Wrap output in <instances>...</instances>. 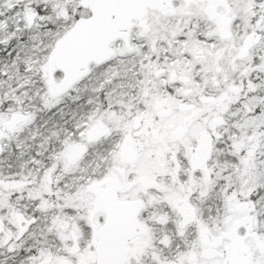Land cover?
Returning <instances> with one entry per match:
<instances>
[{"label": "snow or ice", "instance_id": "6c2138e0", "mask_svg": "<svg viewBox=\"0 0 264 264\" xmlns=\"http://www.w3.org/2000/svg\"><path fill=\"white\" fill-rule=\"evenodd\" d=\"M0 264H264V0H0Z\"/></svg>", "mask_w": 264, "mask_h": 264}]
</instances>
